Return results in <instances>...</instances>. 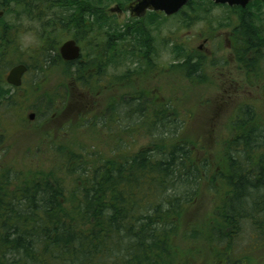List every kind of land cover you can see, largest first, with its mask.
Listing matches in <instances>:
<instances>
[{
	"label": "trees",
	"instance_id": "obj_1",
	"mask_svg": "<svg viewBox=\"0 0 264 264\" xmlns=\"http://www.w3.org/2000/svg\"><path fill=\"white\" fill-rule=\"evenodd\" d=\"M117 2L124 0H1L0 4L7 8L12 3L10 13L40 23V45L31 58L44 72L62 62L67 69H76L72 75L92 94L104 83L99 59L139 61L135 56L151 49L150 30L163 20L151 14L120 27L107 11ZM263 10L260 5L246 14L241 30L246 70L251 72L261 73L264 60ZM63 38L84 44L78 61L62 60L58 48ZM17 43L12 27L1 23L0 114H13L19 104L5 77L14 64L11 53ZM173 52V64L183 61L179 67L189 77L200 76L199 61L183 47ZM24 65L28 75L31 64ZM148 97L141 93L113 102L101 119L107 126L117 121L131 126L135 118L144 123L152 110L156 117L148 130L153 132L157 122L162 123L159 141L133 153L118 144L110 158L95 160L91 154L90 162L72 151L64 160L70 165L65 171L81 175L69 190L59 169L46 175L32 171L20 179L9 169H0V264H196L195 254L203 256V251H192V246L183 250L179 239L206 245L204 256L209 260L204 257L203 264L246 263L245 258H233L242 249V238L249 235L255 241L251 249L264 242V125L246 106L234 123L238 140L225 143L212 162L179 136L162 137L172 133L176 121L167 117L172 125L166 126L164 112H157L158 106ZM50 105L48 110L53 109ZM206 184L217 197L211 214L200 223L191 218L185 222Z\"/></svg>",
	"mask_w": 264,
	"mask_h": 264
},
{
	"label": "rangeland",
	"instance_id": "obj_2",
	"mask_svg": "<svg viewBox=\"0 0 264 264\" xmlns=\"http://www.w3.org/2000/svg\"><path fill=\"white\" fill-rule=\"evenodd\" d=\"M111 6V9L115 7ZM14 7L12 3L7 8L0 4V24L11 26L18 41L16 49L11 53L14 61L11 69L26 63L31 64V73L26 74L21 88L8 87L12 97L19 103L14 107L13 114H0L2 172L9 169L13 176L18 174L20 179L30 177L32 171L46 175L59 169L58 176L64 179L69 190L74 185V178L81 175L75 171L70 175L68 170L65 171L70 165L64 160L72 151L82 154V158L86 157L90 162L92 159L110 158L118 144L133 153L151 143H157L162 134L159 128L163 124L157 122L153 132L148 130L156 117L152 110L144 123L135 118L131 126L118 121L112 125L108 122L107 126L104 119H101L103 111L114 103L119 104L124 98L135 99L141 93L147 94L149 100L158 106L157 112H164L166 117L163 121L166 126L172 125L167 117L176 121L174 128L171 127L172 133L162 135L163 138L173 139L179 136L182 141L193 144L198 155L206 156L212 162L217 161L225 143L238 140V132L233 129L234 123L246 106L253 108L257 122L264 125V60L260 63L261 73L259 70L248 71L245 67L242 71L239 63L237 71L236 63L225 57L222 40H218L206 47L207 56L199 61V77H189L179 67L183 61L172 63L176 47H183L189 55L197 56L200 33L227 25H230L231 30L233 24L238 22V16L233 13L207 8L197 16L189 13L172 18L164 16L162 23L159 22L157 28L149 32L151 49L148 53L144 51V55L135 56L139 61L99 59L104 71V83L98 91L91 94L72 75L76 69L71 71L60 62L44 72L42 65L37 64V60H32L31 54L40 45L41 25L24 17L19 19L17 15L10 13ZM255 10L251 9L249 12ZM109 15L120 27L131 21L128 13L111 12ZM68 40H60L59 54L61 46ZM79 45L83 48V55L86 49L84 44ZM11 69H8L5 77ZM67 71L71 73L67 74ZM47 103L56 109L48 110ZM30 115H35L33 121L30 120ZM94 117L95 120L92 121ZM247 122H250L248 118ZM129 128L132 130L126 132ZM207 186L206 184L201 199L185 222L191 218L200 223L211 214L217 197L210 194ZM247 237L249 235L242 238L239 244L242 249L233 258H245V264H264V242L262 246L261 243L258 248L251 249L249 245L255 241ZM179 241L183 250L192 246V251H203V256L195 254L194 257L196 264H203L204 255L208 254L205 244H192L182 239ZM205 258L209 260L208 257Z\"/></svg>",
	"mask_w": 264,
	"mask_h": 264
},
{
	"label": "flooded vegetation",
	"instance_id": "obj_3",
	"mask_svg": "<svg viewBox=\"0 0 264 264\" xmlns=\"http://www.w3.org/2000/svg\"><path fill=\"white\" fill-rule=\"evenodd\" d=\"M141 0H124L123 3H114L115 7L111 9L112 6L107 8L109 9L110 13H117V14H125L128 13L132 20L142 21L146 19L148 15L155 14L158 16H165L166 18L176 17L182 13H189L192 12L193 14H200L202 10L206 11V9H221L223 11H228L231 14H235L238 16V22L233 24L234 27L230 28V25L223 26L221 29H212L208 32L204 31L200 33L198 36V44H197V56L194 59L196 61H201L203 57L207 56V52L205 51L206 47L209 44L215 43V41H221V45L224 46L226 51V59L230 62L236 63L237 71L239 69L238 63L241 66V70L246 69V41L242 36L243 32V22L246 17V14H249L251 9H256L257 6L264 5V0H254L251 2L247 7L243 8L240 5L230 6L229 4H218L214 0H190L188 4L176 15L172 17L166 16L165 12H157V11H146L141 12L137 11L138 4ZM206 5V6H204ZM204 6V7H202ZM190 14V13H189ZM210 28V27H209ZM242 30V32H241ZM191 31H188V33ZM216 33L218 35L216 36ZM213 52V51H212ZM211 52V53H212ZM210 53V54H211ZM243 68V69H242ZM255 72V71H254Z\"/></svg>",
	"mask_w": 264,
	"mask_h": 264
},
{
	"label": "water",
	"instance_id": "obj_4",
	"mask_svg": "<svg viewBox=\"0 0 264 264\" xmlns=\"http://www.w3.org/2000/svg\"><path fill=\"white\" fill-rule=\"evenodd\" d=\"M190 0H141L138 4L137 11H157L165 12L166 16L172 17L178 14ZM218 4H229L230 6L240 5L243 8L247 7L254 0H214ZM2 13H0V16ZM60 56L63 61L75 62L82 57V48L74 39L68 40L60 48ZM29 69L24 64H19L13 67L7 77L6 83L14 88H21L24 84V77L28 73ZM33 121L35 115L29 116Z\"/></svg>",
	"mask_w": 264,
	"mask_h": 264
}]
</instances>
